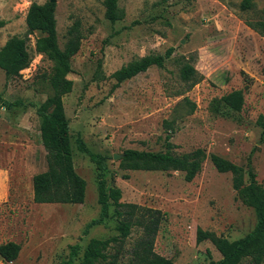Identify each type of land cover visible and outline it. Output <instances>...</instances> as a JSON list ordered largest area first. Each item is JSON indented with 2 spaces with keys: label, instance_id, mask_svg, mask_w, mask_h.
<instances>
[{
  "label": "rangeland",
  "instance_id": "374dc122",
  "mask_svg": "<svg viewBox=\"0 0 264 264\" xmlns=\"http://www.w3.org/2000/svg\"><path fill=\"white\" fill-rule=\"evenodd\" d=\"M45 1L0 0V47L18 35L27 39L32 54L19 75H6L0 68V169H8L7 194L0 199V244H20L16 259L0 258V264H63L74 244L79 250L72 264H80L90 238L117 234L113 206L104 223L83 232L98 217L100 204L95 164L78 149L77 137L91 151L108 156L104 178L107 187L120 188L119 201L164 212L155 252L176 264L219 259L209 240L196 241L197 228L233 240L254 227L256 216L233 189L231 174L218 172L209 155L241 166L246 183L252 170L264 187L259 123V116L264 117V0H256L249 12L239 11V0H119L124 16L115 23L105 18L103 0H54L58 45L63 47L66 30L75 20L83 34L67 74L72 90L62 97L74 169L86 181L84 201L74 204L33 201L32 176L46 169L48 158L36 108L50 92L46 76L52 62L35 52V39L44 33H28L25 16L32 2ZM169 47L173 51L164 67L150 66L113 87L115 70ZM183 55L193 56L194 67L203 75L190 89L178 75L176 58ZM245 84L244 104L234 118L209 111L214 97ZM167 135L176 154L196 148L207 154L192 180L178 170L118 166L127 148L164 150ZM115 154L120 155L113 158ZM139 234L133 227L122 244L124 254ZM126 261L127 254L119 264Z\"/></svg>",
  "mask_w": 264,
  "mask_h": 264
},
{
  "label": "trees",
  "instance_id": "16d2710c",
  "mask_svg": "<svg viewBox=\"0 0 264 264\" xmlns=\"http://www.w3.org/2000/svg\"><path fill=\"white\" fill-rule=\"evenodd\" d=\"M256 0H239L237 7L241 12H249L255 7ZM104 16L111 23L121 20L124 16L119 0H103ZM56 3L50 0L44 3L32 2L25 16L27 32L41 31L44 34L35 39L34 50L43 54L51 62V70L46 76L50 92L46 99L36 108L40 117L39 133L41 142L48 153L46 169L32 176L33 201L35 203H82L85 198L86 181L74 169L72 148L70 143L69 121L63 106V95L72 90L73 81L67 78L71 71V57L78 51L83 38L79 20H75L66 30V41L63 47L58 45ZM4 21L0 20V27ZM173 51L172 47L164 53L148 54L134 59L112 73L117 87L121 82L146 71L150 66L164 67ZM32 54L27 39L18 35L9 37L0 47V68L6 75H19L20 71L29 66ZM178 75L190 89L203 79V75L194 67V57L179 56ZM248 85L233 89L221 96L214 97L209 103V111L215 116L234 118L244 104V93ZM10 105V104H8ZM262 126L261 139L264 138V117L259 116ZM170 126V125H168ZM165 140V149L160 151L138 150L127 148L119 158L118 166L124 170H161L182 171L184 179L192 180L202 168L207 154L202 148L176 154L172 151L173 144ZM81 152L86 153L94 162L97 170V201L100 204L99 215L91 219L84 228V234L98 224H102L109 216V207L113 206V216L118 221L116 235L92 237L82 253L80 264H119L120 257H126L124 264H176L170 258L154 251V240L164 212L160 209L142 206L132 202H121V190L117 186H106L104 173L107 169L108 156L91 151L81 137L76 138ZM209 160L218 172H229L231 183L241 201L252 207L256 223L244 236L229 240L212 231L197 228L196 241L209 240L220 253V258L211 260L209 264H264V187L255 180V173L248 171L245 182V171L236 163L215 153ZM127 178V174H123ZM136 227L140 234L134 240L126 254L123 243ZM20 244L7 241L0 244V258L4 262L16 259ZM79 245L70 246V256L63 264H72L77 256Z\"/></svg>",
  "mask_w": 264,
  "mask_h": 264
},
{
  "label": "crops",
  "instance_id": "0c3cea01",
  "mask_svg": "<svg viewBox=\"0 0 264 264\" xmlns=\"http://www.w3.org/2000/svg\"><path fill=\"white\" fill-rule=\"evenodd\" d=\"M7 180H8V169H0V199L6 197L7 194Z\"/></svg>",
  "mask_w": 264,
  "mask_h": 264
},
{
  "label": "water",
  "instance_id": "95a60500",
  "mask_svg": "<svg viewBox=\"0 0 264 264\" xmlns=\"http://www.w3.org/2000/svg\"><path fill=\"white\" fill-rule=\"evenodd\" d=\"M51 2H55L54 0H50ZM120 155V154H119ZM118 154L113 155V158H118Z\"/></svg>",
  "mask_w": 264,
  "mask_h": 264
}]
</instances>
